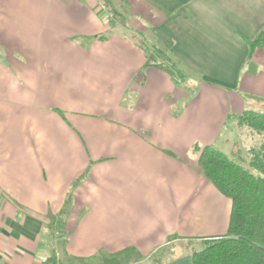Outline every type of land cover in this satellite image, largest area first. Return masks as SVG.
<instances>
[{"label":"crops","instance_id":"0c3cea01","mask_svg":"<svg viewBox=\"0 0 264 264\" xmlns=\"http://www.w3.org/2000/svg\"><path fill=\"white\" fill-rule=\"evenodd\" d=\"M263 27L264 0H0V264H192L231 208L193 146L241 160Z\"/></svg>","mask_w":264,"mask_h":264},{"label":"trees","instance_id":"16d2710c","mask_svg":"<svg viewBox=\"0 0 264 264\" xmlns=\"http://www.w3.org/2000/svg\"><path fill=\"white\" fill-rule=\"evenodd\" d=\"M248 45L250 55L256 48L264 49V27ZM154 54L167 56L159 47L147 48L148 57ZM237 121L258 134L264 133L262 112L244 110L237 115ZM193 150L197 152L198 167L230 200L231 208L226 232L205 238L203 248L191 252L192 264H264V135L258 147L248 149L249 165L257 173L211 144H195ZM121 254L104 264L128 262ZM49 261L55 263L53 249L46 263Z\"/></svg>","mask_w":264,"mask_h":264},{"label":"rangeland","instance_id":"374dc122","mask_svg":"<svg viewBox=\"0 0 264 264\" xmlns=\"http://www.w3.org/2000/svg\"><path fill=\"white\" fill-rule=\"evenodd\" d=\"M109 11V10H108ZM112 18H114V15H113V17ZM258 112V111H257ZM243 127H246V131H248V132H246V133H240L239 134V140H238V142H237V148L239 149V154H240V158H241V160H239L240 162H241V164L245 167V168H247V169H249L251 172H254V173H257V171L256 170H254L253 168H251L250 167V165H249V153H247V146H248V143H249V141L253 138V140H256V139H262V136L264 135V133L263 134H258V133H256V132H254V131H252L250 128H248L246 125H243ZM248 133V134H247ZM249 133H253V134H251L253 137H251L250 135H249Z\"/></svg>","mask_w":264,"mask_h":264},{"label":"built area","instance_id":"2783aa9c","mask_svg":"<svg viewBox=\"0 0 264 264\" xmlns=\"http://www.w3.org/2000/svg\"><path fill=\"white\" fill-rule=\"evenodd\" d=\"M107 16L109 18H112L113 13L111 11H107ZM148 63L149 65H152V66L173 70L172 60L165 55L154 54L151 57H148ZM174 79L178 80L176 75H174Z\"/></svg>","mask_w":264,"mask_h":264}]
</instances>
